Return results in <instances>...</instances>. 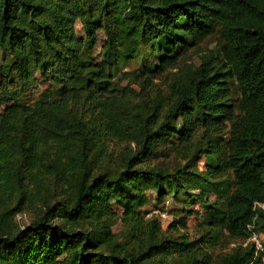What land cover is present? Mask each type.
Segmentation results:
<instances>
[{
	"label": "trees",
	"instance_id": "1",
	"mask_svg": "<svg viewBox=\"0 0 264 264\" xmlns=\"http://www.w3.org/2000/svg\"><path fill=\"white\" fill-rule=\"evenodd\" d=\"M97 30L105 36L98 61L85 55ZM213 32L220 55L179 64L192 41ZM2 44L12 57L0 79L10 101L0 111V191L22 181L44 190L49 181L63 198L42 199V214L21 228L17 206L0 208V264H261L251 243L213 249L264 231V0H0ZM138 57L148 73L175 69L166 94L134 103L116 85L121 65ZM37 69L59 84L57 96L28 105ZM114 139L127 141L117 166L95 174ZM227 174L232 186L218 205L209 194L218 184L228 190ZM145 189L157 202L170 193L198 201L203 231L190 237L170 224L176 234H167L139 206ZM114 204L131 232L123 243L108 223Z\"/></svg>",
	"mask_w": 264,
	"mask_h": 264
},
{
	"label": "rangeland",
	"instance_id": "2",
	"mask_svg": "<svg viewBox=\"0 0 264 264\" xmlns=\"http://www.w3.org/2000/svg\"><path fill=\"white\" fill-rule=\"evenodd\" d=\"M73 29L77 36L85 38V33L79 20H76L73 25ZM105 41V36L102 30H97L95 34L94 44L92 46L88 45L85 55L98 61L103 56L102 45ZM222 40L217 32H213L195 42H191L189 47L181 53L179 64L183 62L192 63L197 65L204 56H216L220 55V47ZM12 55L9 49L4 45H0V79L3 73L7 71L8 65L11 63ZM152 60V62L150 61ZM153 55H149L147 63L149 67H154ZM144 60L141 57L129 61L121 65L118 73L115 74L114 81L119 87H126L128 91V97L134 103H138L144 99H151L160 94H166L168 91V86L173 77V71L175 69L171 67H166L161 72L148 73L143 69ZM31 88L24 94L22 100L28 105L34 104L39 100H50L57 96L58 85L56 82L52 81L50 75L41 70H35L33 78L31 79ZM233 94L231 95L232 101L237 102L239 91L234 87ZM0 111L6 107L10 101L4 102L6 99L0 94ZM87 115L91 113L87 106L81 108ZM227 128L223 131L226 132ZM127 144V141H121L119 139H114L108 143L107 150L109 155L100 165L95 168L94 173L98 174L102 171V168H114L117 166V159L123 149ZM200 170L204 169V158L202 157L197 164ZM232 176L230 174L224 175L220 178V183H222L228 190L224 191L222 186L218 184L214 191L209 194L210 199H215L218 205L225 202L226 194L230 191L232 186ZM49 181L44 182L45 189L40 190L38 186L33 183L23 182L21 184L15 182V185L11 188L10 194L8 192H1L0 197H6L9 194V202L2 203L0 201V208L4 209L5 206L12 207L17 206L18 209L14 215L13 220L15 221L18 228L28 225L34 219L38 218L44 211L42 205V199L50 201L51 204H56L60 199L63 198L61 188H55L50 190ZM216 183V182H214ZM178 196L174 197L171 193L166 196V198L157 202L154 193L151 190L145 189L141 202L139 205L142 211H147L145 217H157L160 222L161 229L166 231L167 234H176V231L170 228V224H173L175 228L181 232L185 231L190 235V237H197L202 231L199 223L205 217L204 207L199 204L195 199H184ZM138 204V200L136 201ZM264 210V203L259 204ZM57 208V207H56ZM186 209V210H185ZM112 214L108 218V223L110 225L111 231L114 234V242L123 243L129 240L131 232L127 226H125L121 217V208L114 204L112 207ZM184 220L186 229H183L179 220ZM52 222H56V217L51 218ZM173 226V227H174ZM82 228V227H81ZM253 244L255 246L254 257L261 254V264H264V231H249L248 234L244 236H239L235 238H228L227 242L218 244L213 249V254L231 251L235 246H246L247 244Z\"/></svg>",
	"mask_w": 264,
	"mask_h": 264
}]
</instances>
